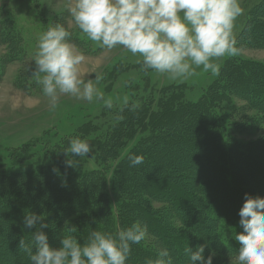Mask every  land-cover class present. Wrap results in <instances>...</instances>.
<instances>
[{"label":"trees","instance_id":"16d2710c","mask_svg":"<svg viewBox=\"0 0 264 264\" xmlns=\"http://www.w3.org/2000/svg\"><path fill=\"white\" fill-rule=\"evenodd\" d=\"M0 24L7 26L11 20L3 18ZM16 36L12 31L3 35L13 60L20 45ZM235 40L237 47L264 48V0L246 10ZM79 42L83 41L77 39L75 44ZM237 98L245 104L236 110L240 117L253 109L264 121V62L230 57L195 102L186 101L181 86L166 87L152 98L136 97L128 107L121 106L123 119L106 117L100 124L104 127L91 121L83 124L69 138L51 143L31 164L35 167L19 165L33 159V151H15L10 163H0V264H29L17 247L21 238L28 240L35 231L23 226L27 212L41 216L48 225L43 231L52 247L59 246L63 235H74L83 244L93 230L114 235L138 221L147 225L152 248L146 239L133 244L127 264H144L161 247L169 249L174 264H185L184 249L198 245H206L204 255L212 253L213 264H226L223 259L239 248L235 235L242 229L237 213L245 193L264 197V137L239 143L221 129L222 105ZM132 104L138 107L130 111ZM93 130L96 135L90 136ZM72 137L88 141L93 149L89 155L100 164L115 160L113 178L119 194L115 220L107 209L104 175L82 171L80 163L67 164L72 157L63 151ZM185 146L201 152H186L188 162L167 159L177 147ZM133 154L142 155L144 163L131 167ZM199 161L209 169L203 172L196 166ZM145 165L150 168L138 174ZM188 178L194 180L186 182ZM151 203L166 209L156 212Z\"/></svg>","mask_w":264,"mask_h":264},{"label":"clouds","instance_id":"9594fccd","mask_svg":"<svg viewBox=\"0 0 264 264\" xmlns=\"http://www.w3.org/2000/svg\"><path fill=\"white\" fill-rule=\"evenodd\" d=\"M68 11L76 28L100 49L123 48L140 58L137 63L142 71L151 70L173 81L188 80L198 70L219 75L224 57L239 54L233 29L243 14L240 0H73ZM70 37L65 25L54 23L39 34L35 44L32 75L49 108L55 110L61 97H71L113 109L115 101L98 87L103 77L96 75L94 82L81 75L85 55ZM123 105L128 107L127 98ZM137 107L132 104L129 110ZM122 112L123 107L116 119H123ZM92 151L88 141L72 137L63 152L72 157L67 164L73 166ZM129 162L136 167L144 158L133 154ZM237 214L242 232L235 235L239 248L232 254L231 264H264V197L245 193ZM23 226L35 229L30 239L21 238L17 246L29 264H127L131 246L148 236L147 225L137 221L114 235L93 230L83 244L74 235H63L59 246L52 247L43 231L48 225L41 216L25 213ZM205 247L184 249L185 264H213V254L204 255ZM144 264L174 261L169 249L161 247Z\"/></svg>","mask_w":264,"mask_h":264},{"label":"rangeland","instance_id":"374dc122","mask_svg":"<svg viewBox=\"0 0 264 264\" xmlns=\"http://www.w3.org/2000/svg\"><path fill=\"white\" fill-rule=\"evenodd\" d=\"M258 1L240 0L243 14L235 21L234 38L242 28L246 10ZM72 3L73 0H0V20L6 17L11 20V24L7 26L0 24V163H10L12 158L10 155L16 153L17 150L25 149L27 153L33 151L34 158H29L19 165L35 167L31 164L50 149L51 143L58 141L59 138H69L83 124L91 121L94 125L104 127L100 125L103 119L106 117L110 120L115 118V113L123 105L124 98L135 102L136 97L152 98L166 87L181 86L185 88L186 101L195 102L217 76L198 70V74L188 80L173 81L151 70L142 71L137 63L140 59L138 56H132L120 47L114 50H102L88 41L87 37L72 22L68 11ZM54 23L66 26L71 33L70 40L74 44L77 39L83 41L79 42V45L76 44L77 48L85 55V61L80 66L81 75L92 78L94 82L96 75L103 77L98 87L104 92L106 98H112L115 101L113 109H106L102 103L88 104L71 97H61L55 110L49 108L47 98L42 94L37 78L32 75V68L34 67L37 38L41 32L46 31ZM5 31L6 33L8 31L15 33L17 35L16 42H20V45L16 47L15 60L12 59L13 54L3 38ZM238 48L237 57L264 62V48L242 46H238ZM229 58L228 56L224 57L221 66ZM7 59L12 60L6 63ZM244 105V100L237 98L230 105H222L218 117L223 133L230 140L250 143L264 137V121L258 118L259 113L253 109L246 111V117H240L236 110ZM101 113H105V115L102 116ZM94 135L96 134L93 130L90 136ZM136 141L137 139L128 143L121 157ZM189 151L201 152L199 149L188 146L177 147L175 153L169 154L167 159L188 162L190 157L188 154L185 156L184 154ZM202 157V159L205 158ZM78 161L82 171H98L104 175L107 209L115 220L116 207L119 202L118 187L113 178L115 160H107L104 161V164H100V161H97L93 155H89L79 158ZM201 161L196 162V166H199L202 171L209 169ZM145 168L149 169L150 167L148 165L141 166V170L137 173H141ZM201 177L205 179L207 175L204 174ZM168 178L166 177V179ZM241 179L243 180L245 177ZM193 180L194 178H188L186 182ZM150 206L156 212L166 209L160 203H151ZM146 242L150 243L148 237H146ZM151 244L149 246L152 248ZM223 260L226 264H231L232 257L227 256Z\"/></svg>","mask_w":264,"mask_h":264}]
</instances>
